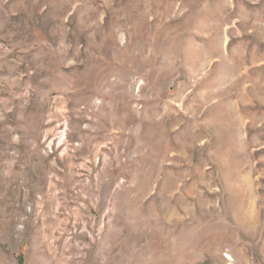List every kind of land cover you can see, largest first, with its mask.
I'll list each match as a JSON object with an SVG mask.
<instances>
[{
	"label": "rangeland",
	"instance_id": "obj_1",
	"mask_svg": "<svg viewBox=\"0 0 264 264\" xmlns=\"http://www.w3.org/2000/svg\"><path fill=\"white\" fill-rule=\"evenodd\" d=\"M0 264H264V0H0Z\"/></svg>",
	"mask_w": 264,
	"mask_h": 264
}]
</instances>
